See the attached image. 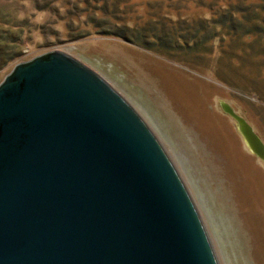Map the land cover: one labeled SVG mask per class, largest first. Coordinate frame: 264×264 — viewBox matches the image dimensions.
<instances>
[{
    "label": "water",
    "instance_id": "water-1",
    "mask_svg": "<svg viewBox=\"0 0 264 264\" xmlns=\"http://www.w3.org/2000/svg\"><path fill=\"white\" fill-rule=\"evenodd\" d=\"M222 106L264 159L253 126ZM0 264H219L152 129L61 50L18 63L0 82Z\"/></svg>",
    "mask_w": 264,
    "mask_h": 264
},
{
    "label": "rangeland",
    "instance_id": "rangeland-1",
    "mask_svg": "<svg viewBox=\"0 0 264 264\" xmlns=\"http://www.w3.org/2000/svg\"><path fill=\"white\" fill-rule=\"evenodd\" d=\"M208 12L200 0H0V32L18 38L20 52L0 69V82L18 63L53 50L88 65L164 146L219 264H264V159L222 106L229 103L264 141V33H222L178 53L147 37L167 14L195 15V25ZM117 21L137 26L122 30ZM109 27L119 35L105 33Z\"/></svg>",
    "mask_w": 264,
    "mask_h": 264
},
{
    "label": "trees",
    "instance_id": "trees-1",
    "mask_svg": "<svg viewBox=\"0 0 264 264\" xmlns=\"http://www.w3.org/2000/svg\"><path fill=\"white\" fill-rule=\"evenodd\" d=\"M202 1L209 9L210 16L204 15L203 19H199L198 24L193 25L197 20L195 15L193 18H184L176 14H167L166 16H169L170 19L163 18L152 22L149 29L150 35L147 37L156 43L161 41L168 51L178 53L186 48V51H189L192 46L203 47L204 43L213 42L222 37V33L223 38L228 33L238 30L245 35L264 33V0H257L255 3H249L247 0H230L221 4L218 0H200V2ZM184 24L190 25L191 29H189L190 26L183 27ZM135 25H122L117 21L115 26L122 27V30H135ZM182 29L185 30L184 33ZM204 30H206V35L202 36ZM105 33L119 35L113 27L107 28ZM18 40V38H11L6 32H0V69L16 61L19 57L20 52L13 50ZM174 49L176 50L174 51Z\"/></svg>",
    "mask_w": 264,
    "mask_h": 264
},
{
    "label": "flooded vegetation",
    "instance_id": "flooded-vegetation-1",
    "mask_svg": "<svg viewBox=\"0 0 264 264\" xmlns=\"http://www.w3.org/2000/svg\"><path fill=\"white\" fill-rule=\"evenodd\" d=\"M236 111V110H235ZM237 112V111H236ZM238 113V112H237ZM239 114V113H238Z\"/></svg>",
    "mask_w": 264,
    "mask_h": 264
}]
</instances>
